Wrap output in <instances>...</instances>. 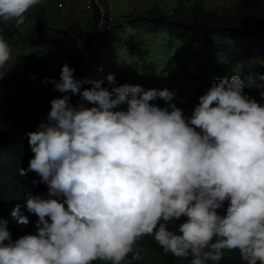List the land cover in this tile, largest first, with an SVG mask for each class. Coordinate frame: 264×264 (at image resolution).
Wrapping results in <instances>:
<instances>
[{"label": "clouds", "instance_id": "obj_1", "mask_svg": "<svg viewBox=\"0 0 264 264\" xmlns=\"http://www.w3.org/2000/svg\"><path fill=\"white\" fill-rule=\"evenodd\" d=\"M39 2L0 0V21L14 20L19 30ZM12 48L0 36V67ZM166 65L193 82L185 69L175 75L177 59L172 73ZM73 71L65 61L59 80H41L65 94L25 133L33 155L19 171L32 187L10 211L18 223L0 220V264H125L129 254L137 262V242L147 235L188 264H218L233 251L246 264H264V103L243 91L247 73L197 80L202 95L185 116L172 89H109L101 80L82 87ZM106 80L114 85L113 74ZM253 86L264 101V75ZM69 91L80 98L75 105ZM157 98L165 106L150 103ZM30 219V227L19 224ZM156 250L149 247L145 260L154 252L162 263Z\"/></svg>", "mask_w": 264, "mask_h": 264}, {"label": "trees", "instance_id": "obj_2", "mask_svg": "<svg viewBox=\"0 0 264 264\" xmlns=\"http://www.w3.org/2000/svg\"><path fill=\"white\" fill-rule=\"evenodd\" d=\"M91 1L90 30L84 37L85 53L78 55L76 47L72 46L67 50L66 55V61L74 69L73 76L85 81L82 87H90L92 80H101L102 86L108 85L109 89L124 83L141 85L144 88L167 87L175 91L176 106L183 110L185 116L190 115L192 108L198 102V96L202 94L197 92L196 94L192 87L180 85L176 77L167 73L166 64L152 63L147 66L144 60H141L145 67L143 71L147 73L137 77L128 75L124 66L128 62L125 55L137 59L139 56H144L148 48L139 51L138 45L135 42L130 43L127 39L121 43L116 30L123 26V22L111 17L109 2ZM164 2L165 0H156L143 11H134L127 17V22L136 34L178 39L179 45L176 49L178 54L185 51L184 46L187 44L190 54H193L190 57L191 65L196 67L195 79L200 83L211 81L213 77H226L238 73L240 65L249 60L264 61V0H238L236 7L221 12L205 8L203 0H170L168 6H162ZM48 6L49 4L41 2L34 5L24 13V21L44 24L49 17ZM78 23V20L73 22V30L77 29ZM51 31L55 35H60L57 30ZM13 35H18L15 21H0V36L7 43H12V47L19 40L27 43L32 37L20 34L12 42ZM52 40L51 37L50 41ZM46 45L50 46L47 40ZM29 49L30 46L26 47L23 53H18L14 65L0 82L1 88L5 91L13 89L8 101L5 104L0 103V220L6 221L7 224L18 223L10 215V211L19 201L21 204L20 199L24 197L25 190L32 187L31 182L22 184L26 176H21L19 171L26 164L28 165L33 155L25 133L34 131L41 120H46L52 98L65 94L54 90L51 83H41L44 77L59 80L60 70L56 71L51 66V61L35 53L31 54ZM102 50L103 61L98 60V54ZM175 62V57L169 61V66L172 67L171 73L174 71ZM109 73L114 76V85H109L106 80ZM33 74L35 79L30 78ZM186 76L190 79L189 73ZM240 77L246 83L243 91L258 104L264 103L247 76L240 74ZM68 95L73 105L80 99L78 94L73 95L70 91ZM150 103L165 106L160 98ZM120 107L123 108L124 105ZM20 211L25 215V210ZM32 223L30 219L27 224H19L30 227ZM149 237L150 235L143 236L137 242V247L142 249V259L131 262V254H129L125 258L129 261L125 264H149L145 260L149 247L158 249L156 251L162 260L161 264H188L189 257H177L165 253ZM218 264H246V262L241 260L238 252L233 251L222 252Z\"/></svg>", "mask_w": 264, "mask_h": 264}, {"label": "rangeland", "instance_id": "obj_3", "mask_svg": "<svg viewBox=\"0 0 264 264\" xmlns=\"http://www.w3.org/2000/svg\"><path fill=\"white\" fill-rule=\"evenodd\" d=\"M49 3L50 16L44 22V24L39 25L33 21L25 20L23 23L19 24L20 35L26 31L31 32L35 30H41V32L35 36H32L30 41L26 43L24 40H19L16 44L13 45L11 49V61L10 64L6 63L0 67V76H5L7 70L11 68L14 64V61L18 53H23V50L26 47L30 46L31 51H35L36 55L43 57L47 61L52 62V67L59 71L61 66L66 61L67 50L75 46L78 52V55H83L85 53L84 48V37L86 33L90 30V15L89 10L86 9L88 0H40V2ZM110 6L111 16L115 20H121L123 26L118 28V39L122 43L123 40H128L130 43L135 42L138 45L139 51H142L148 48V51L144 56H139L137 59H133L132 56L125 55V58L128 59L127 64L124 66L127 69L128 75L137 77V75H143L147 73L145 67L143 66L141 60H144V63L149 66L152 63L157 65L166 64L170 61L171 55L178 60V66L176 67L175 75H178V72H183L186 70V73L190 74V81H184L181 76H178L177 80L180 85L184 87H192L194 92H197L200 88V84L195 80V71L196 67L191 65L192 60L191 52L189 46L186 44L185 51L181 54H178L175 49L178 47V39L171 38H161L156 35L145 36L142 33L136 34L132 27L127 22V17L136 10L143 11L146 7H149L156 0H107ZM208 8L223 11L230 8L233 9L234 4L237 0H203ZM161 2V1H160ZM170 0H165L162 6H168ZM61 3V4H60ZM61 5V6H60ZM74 20H78V27L76 30H73L72 24ZM43 28H47L42 30ZM51 30H57L60 35H55ZM48 33L51 36H48ZM47 35V37H46ZM53 38L52 42L50 38ZM17 38V35L12 36V42ZM10 39V40H11ZM47 43L50 46L46 45ZM50 41V42H48ZM157 47H154L155 45ZM89 51V50H88ZM98 60H104V51L102 50L98 54ZM50 62V64H51ZM6 67V68H5ZM185 69V70H184ZM247 73L248 79L252 85H255V77L264 75V61L263 59H252L240 65V70L238 73ZM0 77V80L3 78ZM1 80L0 82H2ZM13 93V89L4 90L0 86V103L5 104L9 95ZM151 255L146 258L149 264H160L161 261H158L157 256L154 252L150 253Z\"/></svg>", "mask_w": 264, "mask_h": 264}]
</instances>
